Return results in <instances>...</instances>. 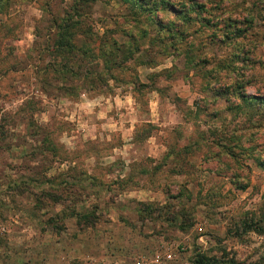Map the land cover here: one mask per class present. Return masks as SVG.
I'll use <instances>...</instances> for the list:
<instances>
[{
    "label": "rangeland",
    "instance_id": "rangeland-1",
    "mask_svg": "<svg viewBox=\"0 0 264 264\" xmlns=\"http://www.w3.org/2000/svg\"><path fill=\"white\" fill-rule=\"evenodd\" d=\"M69 3L0 0V264H264V106L237 99L264 100V0H146L141 30L96 0L93 30L141 45L101 91L35 77Z\"/></svg>",
    "mask_w": 264,
    "mask_h": 264
},
{
    "label": "trees",
    "instance_id": "trees-1",
    "mask_svg": "<svg viewBox=\"0 0 264 264\" xmlns=\"http://www.w3.org/2000/svg\"><path fill=\"white\" fill-rule=\"evenodd\" d=\"M96 0H70L67 10L63 16L47 19L46 37L44 40L49 44L43 45L40 49L48 57L50 62L45 65L42 69V73H37L35 76L41 83L53 84L57 86V89L84 85V90L101 91L103 86H107L108 82H115L117 80V73L120 70L124 71L129 69L126 67L127 63L134 52H138V48L141 45L139 40H134L131 36L122 43L115 36L117 32L114 30H106V35L99 36L93 30V20L90 17L84 15L85 11L87 14L90 13L91 4ZM127 6H130L137 16L132 15V19L135 22L134 27L137 30H141L142 27L138 25L142 23L139 14H147L148 9L146 0H121ZM162 4L172 6L170 3ZM202 5H197L196 9H200ZM52 16V15H51ZM184 20H183V19ZM145 20L151 21L152 26L164 30L165 27L160 20L156 18L149 19V16H145ZM179 20L183 23L191 22V18L187 15H181ZM231 23V22H230ZM149 27L153 28L151 25ZM231 24L223 25L221 31H224L225 38H230L229 31L227 28H231ZM155 28V29H156ZM145 30V29H143ZM180 28L176 30L177 37L183 35ZM239 36L242 30L237 27L232 29ZM122 31V30H121ZM122 33V32H121ZM157 35L160 36V32L156 31ZM110 34V36H108ZM123 34V33H122ZM149 33L140 34L143 40L148 38ZM127 36V35H126ZM227 36V37H226ZM154 41L153 38H150ZM169 39H175L169 35ZM231 40V38L229 39ZM161 42V41H159ZM172 42L169 44H162L164 50L172 47ZM139 46V47H138ZM134 50L132 51V49ZM138 50V51H137ZM122 64V65H121ZM132 82V81H129ZM218 96L222 95L217 91ZM237 99L241 102L249 104H257L256 100H259L264 106V100L260 98L250 97L248 101L244 95L237 94ZM228 136L226 134L221 135L220 139L217 138L214 142L217 146L224 148L229 156H233L232 149L239 146L238 139L236 137ZM254 162L258 166H264V161L255 159ZM246 231H262L263 228H259L257 225L249 224L244 225ZM218 261L214 258H207L204 255H197L193 264H217Z\"/></svg>",
    "mask_w": 264,
    "mask_h": 264
}]
</instances>
